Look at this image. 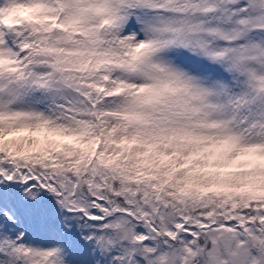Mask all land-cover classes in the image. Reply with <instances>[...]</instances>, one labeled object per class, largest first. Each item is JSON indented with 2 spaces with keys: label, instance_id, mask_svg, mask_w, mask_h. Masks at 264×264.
<instances>
[{
  "label": "snow or ice",
  "instance_id": "obj_1",
  "mask_svg": "<svg viewBox=\"0 0 264 264\" xmlns=\"http://www.w3.org/2000/svg\"><path fill=\"white\" fill-rule=\"evenodd\" d=\"M0 264H264V0H0Z\"/></svg>",
  "mask_w": 264,
  "mask_h": 264
}]
</instances>
